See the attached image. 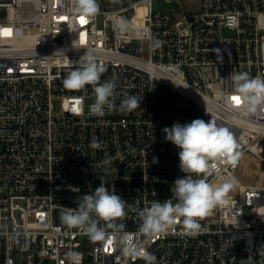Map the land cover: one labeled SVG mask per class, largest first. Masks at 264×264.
Returning a JSON list of instances; mask_svg holds the SVG:
<instances>
[{
  "label": "built area",
  "instance_id": "1",
  "mask_svg": "<svg viewBox=\"0 0 264 264\" xmlns=\"http://www.w3.org/2000/svg\"><path fill=\"white\" fill-rule=\"evenodd\" d=\"M153 1L98 0L81 24L74 0H0V264H145L105 251L62 214L103 183L132 206L123 223L137 234L138 211L170 199L184 176L163 129L194 119H214L240 144L237 165L209 178L214 187L232 178L235 192L197 235L178 223L138 243L157 264H264V112L246 115L224 96L230 73L264 76V0H200L189 10L169 0L181 12L155 11ZM118 20L131 31H117ZM86 49L107 69L101 82L115 81L117 106L135 95L140 108L96 116L91 85L64 87Z\"/></svg>",
  "mask_w": 264,
  "mask_h": 264
},
{
  "label": "clouds",
  "instance_id": "2",
  "mask_svg": "<svg viewBox=\"0 0 264 264\" xmlns=\"http://www.w3.org/2000/svg\"><path fill=\"white\" fill-rule=\"evenodd\" d=\"M98 0H74V15L94 19L99 13ZM114 28L121 34L131 31L126 20L114 21ZM138 38H148L146 31L137 29ZM159 45L152 40V46ZM73 67L69 62V71L63 81L69 90H82L91 85L95 94V102L91 113L104 116L113 110L132 112L140 108L141 98L128 95L116 104V83L101 76L106 67L98 62L96 56L88 49ZM227 80L231 83V91L225 92L227 103L242 108L244 113L256 114L264 112V76L251 77L246 72H232ZM232 97H238L237 103ZM165 139L178 149L179 169L184 176L177 178L171 186L172 197L163 202L152 201L147 207L138 211L140 225L137 234L126 231L123 223L131 205L115 194L114 190L100 183L94 192L81 196L76 208H66L62 214V222L68 228L82 230L93 242L109 244L123 257L142 259L145 264H157V258L146 248L141 249L138 236L155 238L182 225L185 235L194 236L201 231L200 221L213 213L218 206L229 203V192L234 188L232 178L225 176L215 187L209 178L221 175L227 167H235L241 158L240 144L234 134L220 126L214 119L205 122L194 119L190 123H174L165 127ZM99 148L98 142L91 144ZM158 158L153 159V163Z\"/></svg>",
  "mask_w": 264,
  "mask_h": 264
},
{
  "label": "rangeland",
  "instance_id": "3",
  "mask_svg": "<svg viewBox=\"0 0 264 264\" xmlns=\"http://www.w3.org/2000/svg\"><path fill=\"white\" fill-rule=\"evenodd\" d=\"M200 0H182V5L186 10L189 9H197L199 5ZM153 7L155 11H175V9L178 10V12H181L180 6L176 5L174 1L169 0H154L153 1ZM177 15H179L177 13ZM247 182H253L257 178V171L253 167L248 168V172L245 175ZM235 192V190L231 191Z\"/></svg>",
  "mask_w": 264,
  "mask_h": 264
},
{
  "label": "snow or ice",
  "instance_id": "4",
  "mask_svg": "<svg viewBox=\"0 0 264 264\" xmlns=\"http://www.w3.org/2000/svg\"><path fill=\"white\" fill-rule=\"evenodd\" d=\"M62 19H64V18H62ZM80 23L81 24H84V23H86V20L83 18V17H81L80 18ZM10 30H8V29H5L4 30V32L7 34L8 32H9ZM232 99L234 100V101H236L237 103L239 102V99H238V97H232ZM75 110V109H74ZM110 243H111V241H109V244H106L105 245V251H107L108 249H109V245H110Z\"/></svg>",
  "mask_w": 264,
  "mask_h": 264
}]
</instances>
